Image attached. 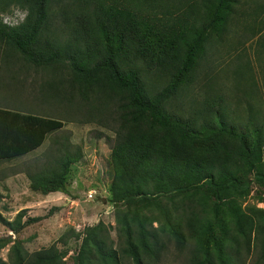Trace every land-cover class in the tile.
Here are the masks:
<instances>
[{
  "label": "trees",
  "instance_id": "trees-1",
  "mask_svg": "<svg viewBox=\"0 0 264 264\" xmlns=\"http://www.w3.org/2000/svg\"><path fill=\"white\" fill-rule=\"evenodd\" d=\"M7 2L25 12L16 26L0 22L5 49L34 66L49 68L68 61V77L44 82L48 97L68 101L74 91L98 114L107 112L113 124L114 139L108 147V201L119 208L114 219L123 237L113 247L102 222L86 227L73 258L75 264L151 261L158 245L153 227L148 226L159 219L142 215L139 207L149 208L151 201L158 205V198L166 195L181 199L171 212L159 209L164 222H159L158 229L180 248L193 241L189 264H231L227 246L240 241L248 248L252 231L259 236L264 256V218L256 223L247 217L241 220L232 210L231 227L222 228L223 241L217 242L211 219L193 196H186L203 185L213 186L225 196H230L231 190L244 192L237 175L252 172L254 180L264 186V118L259 121L252 114L243 126L236 124L226 117L219 95L203 99L190 114L172 106L177 94L192 81L207 35L223 40L238 0ZM51 3L64 25L63 42L50 27L47 11ZM41 35L49 36L45 44L39 43ZM255 43L264 55V32ZM61 127L62 122L55 118L0 108V160L34 150ZM52 142L45 161L25 168L24 174L32 191L66 194L69 166L81 160V151L66 136ZM245 180L243 183H248ZM185 198L187 201L181 202ZM23 213L24 209L19 210L10 221L0 215V223L16 234L40 219L21 220ZM58 241L66 242L65 233ZM209 244L220 247L211 253ZM8 252L7 261L0 259V264H65L54 244L28 253L14 243Z\"/></svg>",
  "mask_w": 264,
  "mask_h": 264
},
{
  "label": "rangeland",
  "instance_id": "rangeland-1",
  "mask_svg": "<svg viewBox=\"0 0 264 264\" xmlns=\"http://www.w3.org/2000/svg\"><path fill=\"white\" fill-rule=\"evenodd\" d=\"M1 0L0 22L13 26L22 21L25 10ZM51 3L49 21L52 33L59 42L66 39L64 25ZM236 15L227 25L226 35L218 41L207 35L192 81L180 91L172 102L183 114H190L203 99L222 96L227 118L236 124L248 122L249 117L259 121L264 118V55L256 49L257 37H262L264 28V0H238ZM49 27V28H50ZM260 29L256 34H252ZM252 34V35H251ZM46 35H41L39 43L45 44ZM51 39V38H50ZM49 39V40H50ZM218 41V42H217ZM70 74L68 61H61L53 67L34 66L21 59L20 54L5 49L0 41V106L15 111L27 112L62 122V127L44 139L42 144L17 159L0 162V215L10 221L14 214L24 209L21 220L26 217H40L13 234L0 223V259L7 261L8 248L19 243L25 252H31L51 244L62 253L65 264H75L74 255L86 227L102 222L109 239L116 247L122 239L114 214L117 208L108 201L111 169L108 165L109 151L114 139L113 124L107 112L98 114L89 104L82 102L72 91L66 99L48 97L44 82L66 78ZM66 136L71 144L79 146L81 160L69 166L65 185L67 193H54L48 196L29 189L24 170L45 161L48 150L54 146L53 139ZM245 191L222 195L213 186L203 185L186 196H193L198 206L214 224L213 236L222 242V228L231 227L233 210L241 220L257 221L264 218V186L258 184L251 174L237 175ZM247 179L248 183H243ZM246 181V180H245ZM88 194L91 195L88 197ZM218 195L221 199H218ZM180 197L166 195L158 198V205L150 202L149 208H140L142 215H156L159 222V209L172 211ZM181 199V198H180ZM187 201L185 198L181 202ZM152 203V204H151ZM55 207V208H54ZM50 215L47 213L50 212ZM179 211V210H178ZM159 222H152L157 235L156 255L146 264H189L190 250L194 244L188 240L180 248L172 238L159 231ZM229 229V228H228ZM66 235V242L58 241ZM233 236L238 233L232 231ZM220 246L209 244L214 253ZM226 252L232 253L231 264H264V256L259 244V236L250 233L248 248L240 241L229 243ZM222 252L224 248H221ZM224 253V252H223ZM264 254V253H263ZM122 264H132L125 259Z\"/></svg>",
  "mask_w": 264,
  "mask_h": 264
},
{
  "label": "crops",
  "instance_id": "crops-1",
  "mask_svg": "<svg viewBox=\"0 0 264 264\" xmlns=\"http://www.w3.org/2000/svg\"><path fill=\"white\" fill-rule=\"evenodd\" d=\"M0 108L10 109V108H6L5 106H4V107H1V106H0ZM11 110H14V109H11ZM14 111H15V110H14ZM28 153H30V151H29ZM28 153H26V154H28ZM26 154H23V155H26ZM23 155H20V156H23ZM20 156H17V158L20 157ZM17 158H14V159H17ZM11 159H13V158H11ZM11 159H2V160H0V162L9 161V160H11ZM14 159H13V160H14ZM54 193H61V192L56 191V192H51V193H49V194H47V195H46V194H42V195H46V196L49 197V195L54 194Z\"/></svg>",
  "mask_w": 264,
  "mask_h": 264
},
{
  "label": "built area",
  "instance_id": "built-area-1",
  "mask_svg": "<svg viewBox=\"0 0 264 264\" xmlns=\"http://www.w3.org/2000/svg\"><path fill=\"white\" fill-rule=\"evenodd\" d=\"M91 195L88 194V197H90Z\"/></svg>",
  "mask_w": 264,
  "mask_h": 264
}]
</instances>
